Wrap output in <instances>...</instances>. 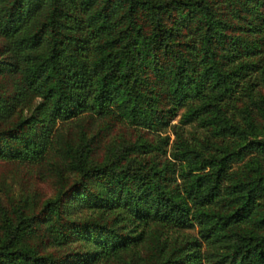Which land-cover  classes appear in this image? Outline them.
<instances>
[{
    "label": "trees",
    "instance_id": "16d2710c",
    "mask_svg": "<svg viewBox=\"0 0 264 264\" xmlns=\"http://www.w3.org/2000/svg\"><path fill=\"white\" fill-rule=\"evenodd\" d=\"M0 161V264H264V0H0Z\"/></svg>",
    "mask_w": 264,
    "mask_h": 264
},
{
    "label": "rangeland",
    "instance_id": "374dc122",
    "mask_svg": "<svg viewBox=\"0 0 264 264\" xmlns=\"http://www.w3.org/2000/svg\"><path fill=\"white\" fill-rule=\"evenodd\" d=\"M176 120L177 116L172 121ZM112 132L108 134L107 140L122 134L127 138L135 136L129 128H115ZM34 192L39 198H44L53 192V187L49 181L37 178L33 170L28 171L24 163L0 161V199L3 202H8L20 194Z\"/></svg>",
    "mask_w": 264,
    "mask_h": 264
}]
</instances>
